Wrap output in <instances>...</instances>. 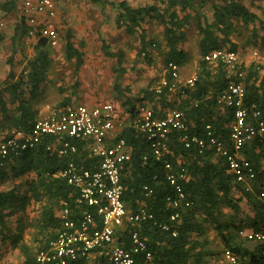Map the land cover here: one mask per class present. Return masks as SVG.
Masks as SVG:
<instances>
[{"label": "trees", "instance_id": "obj_1", "mask_svg": "<svg viewBox=\"0 0 264 264\" xmlns=\"http://www.w3.org/2000/svg\"><path fill=\"white\" fill-rule=\"evenodd\" d=\"M100 0H94L99 2ZM155 4L131 6L126 1L118 3L109 2L117 10L115 26L125 28L128 33L135 32L145 20L155 19L163 26V64L166 68L169 62L183 65L186 60V51L181 47L184 40V29L190 25L192 15L187 10L193 9L196 20L197 32L200 35L199 60L197 79L193 86L180 84L174 92L166 87L160 93L156 92L160 78L164 75L170 78L168 71L158 77L154 87L140 92L139 103H133L126 98L122 105L134 117L136 105L150 107L156 116H162L165 109L176 108L185 112L188 133H201L206 124L213 126L214 132L220 137H228V122L232 118V110L220 111L216 105L217 96L226 90L231 83L242 82L246 89L245 105L255 104L262 113L264 119V74H261L262 66L251 63L241 64L244 72L241 76L235 72H229L226 65L216 62H208L204 54L210 50L228 47L240 51L238 43L232 42L230 36L237 32L236 25L258 24V28H252L253 46L264 48V20L252 12L240 0H217L212 2V19L208 21L200 9L208 0H154ZM4 12H10L15 8V1L0 3ZM178 9V10H177ZM185 14L180 17L179 12ZM27 25L21 18L16 23L14 36L25 35ZM263 34L259 35L258 31ZM69 32L65 42L66 59H75V67L78 69L83 64V54L80 53L71 41ZM45 40L36 44L37 53L24 66L23 73L14 80L10 86V97L6 101L0 96V110L10 117L15 128H30L35 119L36 112L27 106L23 98L28 91L29 95L36 93L41 83L45 80L49 58L43 50ZM152 45V44H151ZM161 49L160 44H157ZM154 44V46H157ZM109 46L103 44L102 49L107 56H116L118 66L120 59L114 52L109 51ZM255 48V51L258 50ZM120 71L122 69H119ZM13 79V74L10 73ZM116 75L114 88L119 89ZM26 92H25V91ZM174 96L175 98H172ZM172 98V99H171ZM11 104V113L8 114L7 104ZM68 103L64 101L62 104ZM158 104V105H157ZM251 114L252 109H248ZM252 117V115H251ZM253 120V119H252ZM124 138L132 149L131 160L123 165L121 170L124 185L123 198L128 210H135L143 205L151 212L154 219L139 224L130 223L121 232L119 241L125 247L130 246L129 234L138 231L149 249L154 254L156 264H216L211 260L213 253L205 249L203 242L208 224H213L217 234L224 244V250L231 251L237 258L246 259V264H264L260 254L261 247L254 243L252 249L243 247L238 242V231L242 227L258 229L264 227V197L260 193L264 190V172L261 168V156H264V138H255L246 143L242 149L243 154L254 166L258 177V184H253L251 191H245L242 184L234 182L227 175V168L222 159L214 157L212 151L199 153L196 146L185 148L178 139V133L170 136V153L166 157L174 164L178 162L185 168L188 180L183 181V190L190 207L180 209V218L175 222H169V215L174 209L167 206L166 196L171 193L164 178L162 163L154 159L149 152L144 137L131 127L123 128L117 138ZM147 154V161H143V155ZM69 159L81 164L85 168H93L94 160L88 156L87 151L78 148L77 154L59 156L49 153L43 146L27 150L15 158H0V235L2 242H9L11 249H17L22 256V264H37L35 255L46 243L55 236L60 223L55 217L62 200H73L75 193L63 179L55 174L68 162ZM30 173L31 178H30ZM154 175L157 176L153 180ZM26 176L23 183H12L8 186L5 182L15 177ZM6 186L2 187L3 184ZM153 189L150 196H145L144 185ZM25 186V190L22 187ZM235 193H238L236 197ZM246 203L249 214L242 217L240 203ZM28 204L39 206V218L37 228L40 232L39 239L26 242L23 239L24 224L23 213ZM228 208L231 218L221 221L222 209ZM13 215H17L16 228L10 229L8 223ZM98 226L100 225L96 217ZM169 224L168 231L162 230L158 222ZM172 230H176V236H172ZM207 247V246H206ZM211 258V259H210ZM80 264H87L81 261ZM94 264H107L101 257L94 260ZM139 264H143L141 260Z\"/></svg>", "mask_w": 264, "mask_h": 264}, {"label": "built area", "instance_id": "obj_2", "mask_svg": "<svg viewBox=\"0 0 264 264\" xmlns=\"http://www.w3.org/2000/svg\"><path fill=\"white\" fill-rule=\"evenodd\" d=\"M20 13L27 25V38L37 42L45 40L49 45L57 44L59 33L55 22V0H23ZM3 27L4 21L0 19V29ZM240 54L241 51L224 47L210 50L203 57L208 62H220L226 65L229 72L241 76L244 72ZM166 71L170 73V78L161 76L155 87L157 93L164 87L174 92L180 84L193 86L197 79L194 74L182 81L180 66L174 62L167 64ZM245 94L246 89L240 81L231 83L216 98L220 111L232 110L228 137L216 135L211 124H206L201 133H188L185 112L176 108L165 109L162 116H156L150 107L138 104L134 117L124 122L111 102L94 105L66 103L35 119L28 129L14 127L5 131L0 136L1 159L19 157L27 150L43 146L49 153L59 156H73L81 148L95 161L93 168H85L69 159L55 174L73 188L75 197L72 201L65 199L60 202L55 214L60 227L55 236L36 253V263L80 264L95 256L101 257L107 264H139L141 260L143 264H156L153 252L138 231L130 232L129 247L119 241L121 232L130 223L139 224L154 219L143 205L134 211L128 210L123 198L121 170L132 155L126 140L117 138L125 127H131L141 134L154 159L162 163L165 182L171 191L166 196L167 206L174 209L169 215V222L177 221L180 209L191 205L183 190V181L188 180L185 168L180 162L174 165L166 157L170 153L169 142L173 132L178 133V139L185 148L194 145L199 153L212 151L214 157L223 160L234 182L242 184L245 191H251L258 177L253 163L245 157L242 149L253 139L264 138V119L255 104L250 107L245 105ZM248 109H252L251 114ZM143 161H147V154L143 155ZM156 179L154 175L153 180ZM143 191L145 196L153 193L147 184L143 186ZM260 196L264 197V190ZM157 224L164 231L170 229L166 222ZM171 234L175 237L177 231L172 230ZM238 235L245 241L259 245L264 259V227H242ZM223 257L228 264H237L238 258L231 251L225 250Z\"/></svg>", "mask_w": 264, "mask_h": 264}, {"label": "rangeland", "instance_id": "obj_3", "mask_svg": "<svg viewBox=\"0 0 264 264\" xmlns=\"http://www.w3.org/2000/svg\"><path fill=\"white\" fill-rule=\"evenodd\" d=\"M99 2L102 3L101 0ZM260 14L264 17V10H262ZM18 21L19 20H17V22H14L13 25L15 26L16 23H18ZM161 26L162 25L159 24L157 28L156 27L154 28L157 30L156 32L157 36H160V34L162 33L158 30V28H161ZM237 32H238L237 34L232 33L233 37L237 38V40L239 38H242L245 40L243 43L239 42L238 44L240 46L241 59L242 60L244 59L243 62L245 61L244 64L248 66L251 63H256L263 67V69L261 70V74H264V60H261V59L259 60V58H255V57H259L260 54L261 56H263L262 49L260 47L257 48L258 49L257 52H259V55L251 54L252 50H254L253 47H250V44H253L254 42L251 36L252 30H250L247 27L241 26L237 30ZM184 33H185V37H184V40L181 42V47L183 49L185 48V51L187 54H186V60L184 64L180 65V71H179L180 79H187L191 77L192 75L196 74L198 71L199 60L201 58L199 42H197L198 32H197L196 23L194 21V18L190 19V25L184 29ZM60 36H61L60 46L57 49L54 50V49H51L50 47L46 48L47 56L49 58V65L47 68V74H46L45 80L43 83H41L39 90L31 96L28 94V91L26 92L24 90L26 92V99H27V103H29V107L33 109L34 103H37L36 105L40 108L42 106L46 107V109H33L37 111L36 118L39 117L40 115L42 116L45 115L46 113H48L49 111H51L53 108L57 106L63 105L62 103L66 101L67 99L70 102L74 98L76 100L80 99V96H78L79 94L77 93L78 92L77 88L78 86L82 85V81L86 79V75L84 77V74L82 73L80 74V72H78V70L80 69L79 68L76 69L75 59H66L65 52H64L66 37H65V34H60ZM31 40L33 41L34 39H31ZM136 41H138V38L136 39ZM33 42H29V44H26L25 40H23V45H22L21 39L19 38L18 44H15V45H18V48L16 49L15 46H13L14 48L12 47L13 49L17 50L16 52L18 53V55H16L17 57L15 56L16 59L14 58L15 59L14 60L12 58L11 53L9 56H6L7 62H8L7 69H10V70L6 78L0 80V96L2 99L4 98L6 101L9 99L10 91H9V88L7 87H9L14 82V80L17 79L23 73V69H24L23 67L25 65H23L22 63L28 59H32L33 56L35 55V51L33 49V46L35 43L33 44ZM8 45H11V43H8ZM133 45H134L133 48H137V50L139 51H136L134 56L130 57L129 59L127 55L128 53L127 51H125L127 49H123V51L122 50L115 51V53L120 58L118 59L120 60V63L123 62L121 65V69H123L126 72L125 80L127 79V82L124 87L122 88L119 87V89H116L117 91L115 90L116 95L114 94V99H116L115 98L116 96L121 94V96L124 95L126 98H129L133 103H139L140 101L138 100V98L141 96L140 92L144 89L150 88L151 86L154 87V85L157 82L158 77L161 76L163 72L165 71L164 64H163L164 56L162 54H159L160 59L152 60L149 56L150 52L144 54L142 53L141 49H138V45L137 46L135 44ZM7 48H9L7 45L4 46V49H7ZM155 51L159 53L161 52V49L158 47V45L155 46ZM6 52H8V50ZM10 57L12 61L9 60ZM245 59H248V60H245ZM83 60L86 61L84 58ZM108 61L111 63H108ZM106 63L108 64V74L110 73L111 76L108 77L107 73H102L101 67H99V76L101 75V78L98 79L99 86L101 87L105 86L106 88V86L110 85L111 89H113V86H112L113 75H114L113 71L115 69H119L120 66H118L117 59L113 57L108 58V60H106ZM88 67L90 69L91 65L89 64ZM82 68H84V66H82L81 69ZM9 73L13 74V79L10 78ZM80 78L82 80H80ZM85 81H87L85 83L86 85L91 84V82H89L90 78L89 80H85ZM171 97L175 98L174 96H171ZM11 106H12L11 104L9 103L7 104L8 114L11 113V109H9V108H12ZM125 111L126 109L124 110V112ZM125 113L128 114L127 111ZM1 117H2V120L0 123V136L3 135L5 131L10 130L11 128H14L12 126L10 117H7L6 115H2V112L0 110V119ZM261 160L264 163V156H261ZM262 165H263V172H264V164ZM227 175L229 178L233 179L229 171H227ZM24 179H25V176H20L19 178L15 177L14 179H8L5 182L7 183L8 186L12 185V183H15L18 185V183L22 184L23 183L22 181H24ZM6 183L5 185L3 184L2 187L6 186ZM24 188L25 186L22 187V190H24ZM235 195L237 197L238 193H235ZM240 208H241L240 214L242 217L250 213L249 208L246 205V203L244 202L240 203ZM231 215H232V212L228 208H223L222 216L220 220L221 221H228L229 219L232 220L233 218H231ZM38 218H39V206L28 204L26 210L23 213V224L25 226L24 232H23V239L26 242H31L33 239L40 238L41 234L37 228ZM205 234H206L204 237L205 240H203V242L206 241L205 249H210L213 253V257H211L212 259L210 258L211 260H213V263L216 262V264H228L225 258L223 257V250L225 248L224 244L219 238L217 234V230L215 229L213 224L207 225ZM237 240L238 242L240 240L243 247H246L247 249H252V247L254 246V243L245 241L241 238H238ZM7 252H9L12 260H14L13 263L22 264L21 263L22 256L17 250L11 249L10 251H7ZM94 257L95 256H92L90 258L92 262L95 259ZM246 263H247L246 259H239L237 261V264H246Z\"/></svg>", "mask_w": 264, "mask_h": 264}, {"label": "crops", "instance_id": "obj_4", "mask_svg": "<svg viewBox=\"0 0 264 264\" xmlns=\"http://www.w3.org/2000/svg\"><path fill=\"white\" fill-rule=\"evenodd\" d=\"M5 1H11V0H0V3L5 2ZM14 1H15V8L14 10L10 12H4L0 7V19H3L4 21V27L0 29V80L5 79L10 70V69H7L8 62H7L6 56H9L11 53L12 58L16 59L17 57L16 55H18V53L16 52L18 45H15V44H18V39L19 38L21 39L22 45H23V40H25L26 44H29V42L34 41V40L32 41L31 39L29 40V38H27L25 35L22 36L18 34V36H14L15 26L13 24L14 22H17V20L19 21L21 20L20 10H21L23 0H14ZM101 1L102 3L94 2V0H55L56 6H57V17L55 19V22L58 27L59 39L56 45L46 44L43 47V50L46 52L47 50L46 48H49V47L54 50L57 49L60 46V41H61L60 34H65V37H67V33L69 32L71 36L70 39L73 42L74 47L80 53L83 54L82 57L86 60V61L83 60L82 66H84V68L81 69L82 66H80L79 67L80 70H78V72H80V74L81 73L84 74V77L86 75L85 80H89L90 78L89 82H91V84L86 85L85 83L87 81L85 80L82 81V85L78 86L77 88L78 89L77 93L79 94L78 96H80V99L76 100L74 98L71 102L67 99L68 103L94 105L98 103L111 102L115 106L117 115L120 118V120L124 122H128L131 119L130 114L125 113L126 111L124 112L126 107L122 105V102H124L126 97L124 95L121 96V94H119L118 96L115 97L116 99H114V94L116 95V92H115L116 89L114 88V80H115L116 75L119 76L117 79V83L120 88L124 87L127 82V79L125 80L126 72L123 69L121 71L119 70L121 69V65L123 62L119 64L120 66L119 69H115L113 71V74H114L113 82H112L113 89H111L110 85L106 86V88L105 86L104 87L99 86L98 79L101 78V75L99 76V67H101V72L107 73L109 77L111 76V74L110 73L108 74V64L106 63V60L112 57L117 59L116 56H107L106 54H104L102 46L103 44H106L107 46H109L108 48L109 51L114 52V53L115 51H121V50L123 51V49H127L125 51H127L128 53L127 55L129 59L130 57L134 56L136 51H139L137 50V48H133L134 47L133 44H135L136 46L138 45V49L142 50V53L146 54L150 52V55L149 54L148 55L150 56L152 60L160 59L159 54L163 55V51H165L164 40H163V26H161V28H158V30L162 33L160 34V36H157L156 35L157 30L154 28L155 27L157 28L159 24L161 25V23H159L155 19L145 20V22H143L141 26L135 32L128 33L125 30V28L123 27L117 28L115 26V17L117 14V10L115 9V7L109 4V2L118 3L119 1H123V0H101ZM124 1H126L131 6H142L145 4H155L156 5V2L154 0H124ZM212 2H217V0H208L206 4L200 9V12L205 15L208 21H211L212 19V7H211ZM240 2L243 3L245 6H247L252 12L256 13L260 17V19L264 20V17L260 14V12L264 10V0H240ZM186 12L192 15L191 18H194L193 9L187 10ZM184 14H185L184 12L183 13L179 12L180 17H182ZM194 21L196 23L195 19ZM241 26L247 27L250 30H252L253 27L258 28L257 23H255V25L254 24L242 25L241 22H238V24L236 25L237 30ZM237 33L238 32H236L235 34ZM258 33L259 35L263 34L261 31H258ZM136 37L138 38V41H136L137 39ZM230 38L232 42H235L238 44L239 42L243 43L245 41L242 38H239L237 40V38L233 37V35H231ZM199 40H200V35L198 34L197 42H199ZM65 42H66V38H65ZM8 43H11V45H8ZM33 44H34L33 49L36 55L37 41H34ZM154 44L156 45L160 44L161 46L160 53L155 51ZM6 45L9 48L4 49V46ZM13 46H15L16 49H13L14 48ZM250 47L254 48V50H252V53H251V54H254L255 48L259 46H253L252 44H250ZM260 48L262 49L263 56H261L260 54L259 57H255V58H259V60L260 59L264 60V48H262L261 46ZM7 50L8 52H6ZM35 55L33 56V58L35 57ZM256 55H259V52H256ZM9 60L12 61L11 57ZM29 60L31 59L24 61L22 64L26 65V63ZM245 60H248V59H245ZM108 63H111V62L108 61ZM89 64L91 65L90 69L88 67ZM80 80L82 79L80 78ZM181 80L184 81L186 79H181ZM10 86L7 87L9 88V91H10ZM23 98L27 102L26 94H24ZM36 104L37 103H34L33 109H46V107L42 106L40 108ZM27 106H29V103H27ZM30 109L32 108L30 107ZM34 111L37 114V111L36 110ZM48 113H46L43 116H46ZM2 115H5V114L2 113ZM43 116L40 115L39 117H43ZM1 120H2V117L0 119V123H1ZM115 132L117 133L118 131H115ZM260 162H261V168H263L262 164L264 163L262 162V160ZM31 175L32 174L30 173V178H31ZM258 183L259 181L256 182L255 184H258ZM16 218H17V215L11 216L10 223H8V226L10 227L12 231H14L16 228ZM1 239H2V236L0 235V263H13L14 260H12L9 252H7L11 250V246L9 242H2ZM14 250H17V249H14ZM94 258L96 259V257ZM94 260L92 262V260L90 259L89 261L87 260L86 262L87 264H94ZM21 263H22V259H21ZM13 264H16V263H13Z\"/></svg>", "mask_w": 264, "mask_h": 264}]
</instances>
